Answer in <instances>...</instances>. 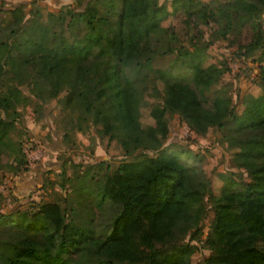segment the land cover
Masks as SVG:
<instances>
[{
    "label": "trees",
    "instance_id": "obj_1",
    "mask_svg": "<svg viewBox=\"0 0 264 264\" xmlns=\"http://www.w3.org/2000/svg\"><path fill=\"white\" fill-rule=\"evenodd\" d=\"M19 6L9 9L7 24V35L17 39H0V74L3 64H8L16 76V82L0 89V145L7 142L19 102L57 98L65 89L60 100L77 110L78 129L89 118L92 124L100 123L98 132L115 138L124 153H134L103 174L101 196L119 203L103 237H94L87 226L64 220L56 202H42L34 211L0 213L2 227L17 235L9 242L0 239V264H189L195 244L172 242L176 234L186 232L189 240L198 239L206 211L204 195L212 215L203 241L211 252L196 264H264V132L248 133L264 129V93L242 98L239 112L221 97L213 99V109L203 107L195 87L204 88L225 67L202 65L197 59L189 63L194 86L166 80L162 103L150 109L153 123L142 128L133 83L139 78L141 42L160 19L151 0H121L104 44L93 34L79 45L66 42L59 48L44 43L45 30L25 26ZM232 7L256 21L264 0H233ZM196 9L201 11L202 6ZM68 14L70 20L74 15L82 17L91 27L95 9L85 5ZM209 15L212 18V12ZM261 45L256 32L240 54L249 56ZM258 69V78L264 81V65ZM23 82L28 95L19 86ZM171 112L195 133L210 126L226 129L222 139L236 148L230 158L250 178L240 182L230 171L216 195L206 179H193L194 170L184 161L183 151L162 144L168 130L164 117ZM148 148L153 153H143ZM260 158L257 165L251 162Z\"/></svg>",
    "mask_w": 264,
    "mask_h": 264
},
{
    "label": "rangeland",
    "instance_id": "obj_2",
    "mask_svg": "<svg viewBox=\"0 0 264 264\" xmlns=\"http://www.w3.org/2000/svg\"><path fill=\"white\" fill-rule=\"evenodd\" d=\"M232 2L151 0L160 19L158 26L141 42L139 78L133 83L140 127L153 123L150 109L162 103L166 80L194 86L189 63L197 59L202 65L214 63L225 67L207 86L195 87L203 107L213 109V99L221 97L229 101L231 110L239 112L242 98L264 93V81L258 78V65H264V8L254 21L245 18L242 10H234ZM16 5L24 12L25 26L45 30L44 43L59 48L66 42L79 45L84 37L93 34H98L100 43L104 44L121 9V0H0V39H17L7 35L9 9ZM85 5L95 9L91 27L82 17L74 15L70 20L68 14L69 10L79 11ZM200 6L202 10L198 11L196 8ZM220 28L227 30L220 32ZM256 32L261 35L262 45L249 56H242L243 44ZM33 33L35 31L31 30L30 34ZM9 69L8 64H3L0 89L16 82V76ZM19 86L23 94L28 95L24 82ZM64 92L65 89H61L57 98L41 102L29 98L16 105L13 127L8 131L6 144L0 145V213L34 211L42 202H56L64 220L87 226L94 237L101 238L108 232L111 219L119 209V203L100 194L103 174L113 170L120 160L130 159L134 152L124 153L117 140L98 132L100 123L92 124L89 118L87 125L78 129L77 110L61 103ZM164 119L168 130L162 144L181 149L184 161L194 170L192 178L206 179L213 195L218 194L222 178L230 171L240 182L250 178L244 167L234 164L230 158L236 148L229 147L222 139L226 129L210 126L203 133H195L176 112L167 113ZM263 132L264 129H255L248 133ZM153 151L148 148L143 153ZM261 160L251 162L257 165ZM28 174L31 180L25 181ZM17 179L26 189L21 194L14 191ZM203 202L206 211L198 239L189 240L186 232L176 234L172 242L195 244V250L189 254V264L201 263L211 252L203 241L212 215L206 195ZM16 236L0 224V239L9 242Z\"/></svg>",
    "mask_w": 264,
    "mask_h": 264
},
{
    "label": "crops",
    "instance_id": "obj_3",
    "mask_svg": "<svg viewBox=\"0 0 264 264\" xmlns=\"http://www.w3.org/2000/svg\"><path fill=\"white\" fill-rule=\"evenodd\" d=\"M33 174V173H32ZM31 175H26L25 176V181L26 180H31V177H30ZM14 191L17 193V194H21L24 190H26V189H23V185L22 184H19V179H17V181L16 182H14Z\"/></svg>",
    "mask_w": 264,
    "mask_h": 264
}]
</instances>
